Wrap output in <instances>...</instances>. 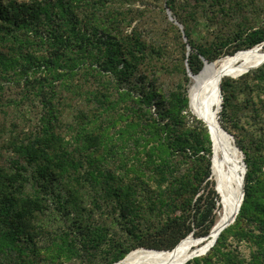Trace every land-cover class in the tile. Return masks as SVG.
<instances>
[{
    "label": "trees",
    "instance_id": "trees-1",
    "mask_svg": "<svg viewBox=\"0 0 264 264\" xmlns=\"http://www.w3.org/2000/svg\"><path fill=\"white\" fill-rule=\"evenodd\" d=\"M124 2L0 0V264H96L99 254L112 264L138 247L172 250L219 221L209 131L200 118L188 125L180 83H157L151 63L162 60L165 36L146 38L138 21L151 5ZM165 7L191 48L183 72L197 74L220 56L218 44L196 43L193 14L179 15L175 0ZM237 35L228 55L264 52L251 48L264 44V19ZM240 147L247 169L235 220L185 264H264V160Z\"/></svg>",
    "mask_w": 264,
    "mask_h": 264
},
{
    "label": "rangeland",
    "instance_id": "rangeland-1",
    "mask_svg": "<svg viewBox=\"0 0 264 264\" xmlns=\"http://www.w3.org/2000/svg\"><path fill=\"white\" fill-rule=\"evenodd\" d=\"M18 1L29 2L31 0ZM124 1L125 5L140 8L144 3H148L151 5L150 7L152 8V10H150V14H141L143 15L141 19L138 20L140 18L139 16L136 20L141 23L140 28H142L146 38H150L149 36L151 35L153 29L155 30L154 32L161 29L163 30V34L165 36L161 41V44L164 43V45L162 46L163 58L161 61H155L154 63H151L153 68L158 71L157 83L160 87L163 88L174 87L178 83H180L183 88L186 89L187 95L189 96V89L193 82V78L190 75L188 76L187 72L186 74H184L183 70L187 65L186 57L188 53H190L191 48L189 44H187L185 47L182 45V43L187 41V38L185 36L182 35V38L178 37V33L183 32V25L180 24V27L177 26L179 31H175L174 27L172 26L173 22L171 21L168 14V11L170 12V14L171 11L165 7V0ZM196 1L197 0H175V3L177 4L179 15H183L185 10L190 11L191 14H193V16L190 18L188 31L191 38L196 43L209 44L211 42L218 44L217 50L220 52V56L212 61L206 60L208 63H214L223 57L225 58L227 56H233L228 55L227 50H231L234 47V44H236V42L238 41L239 36L237 35V33L251 27L259 26L264 19V0H223L221 4H217L215 6L212 5L211 0H198L202 2L200 3V7H197L196 4L194 5V2ZM157 4H159L161 8H163V10L160 9V7L157 8ZM171 17L173 21H177L176 16H173L172 14ZM226 38H232L230 45L220 46L219 44ZM159 39L160 37H158V40ZM263 45L264 44L256 45L251 48H258L264 51ZM251 48H246L244 50H248ZM215 66L216 64H211L209 67L214 68ZM263 66L264 62L238 76H227L221 79V83L227 80L230 84L225 85V87L228 88V93L232 91V97L230 96L231 102L228 107L227 114H221L222 103L220 111L218 112L217 110L219 105L218 90L213 96L212 107L214 114L217 116V118L219 117L218 120L221 126L224 124L225 128L227 129L225 130L231 135L232 138L228 135H226V137L233 141L241 151L240 153L242 157L239 158V162H242V159L244 161L245 158V154L241 150L240 146H242L245 151H247L252 157H260L264 160V80L256 78V71ZM189 73L192 72L190 71ZM185 76L189 78L188 81L185 80ZM221 95L223 102L222 90ZM186 115L188 125L194 127L192 118H199L191 111L189 104L188 113ZM188 115H190V117ZM199 120L203 121L202 119ZM1 121L2 114H0V122ZM204 125L206 126L208 131L209 129L205 122ZM226 151L229 150L226 149ZM238 166L240 167L239 163ZM246 169L247 168H245V170ZM231 171L232 168H226L227 176H229ZM211 180L214 181V188L218 190L217 193L219 192L220 195V190L216 184V181L212 177ZM261 184L264 185V174L261 175ZM204 185L205 182H203L201 186V191H203ZM190 234L193 235V238L195 240L196 238H200L194 236L193 233ZM204 241L206 242V240ZM139 248L143 247H138L133 250ZM243 249L246 250V253H248V249ZM97 257L98 260L96 264H106L109 260V257L104 254H99ZM42 264L48 263L45 261ZM65 264H84V260L80 258H73L72 260L65 262Z\"/></svg>",
    "mask_w": 264,
    "mask_h": 264
},
{
    "label": "bare ground",
    "instance_id": "bare-ground-1",
    "mask_svg": "<svg viewBox=\"0 0 264 264\" xmlns=\"http://www.w3.org/2000/svg\"><path fill=\"white\" fill-rule=\"evenodd\" d=\"M216 62H214L216 63L214 68L209 67L214 63L205 64L198 74L192 75L193 82L188 96L191 111L208 126L212 144L211 177L214 178L220 190V205L222 206L219 221L215 223V230L212 233L232 221L234 215L237 214L243 172L242 162H240V167L238 166L239 158L242 155L236 149L233 141L226 137L227 134L225 135L220 128L218 118L213 112V96L218 90L222 78L238 76L260 65L264 62V52H245L227 56ZM227 167L232 168L237 184H233L228 178ZM213 237L214 234L205 239L206 242L203 241L198 249H194L197 240L190 235L183 238L172 250L139 248L130 251L124 258L112 264H184L197 253H202L206 247L203 245Z\"/></svg>",
    "mask_w": 264,
    "mask_h": 264
},
{
    "label": "water",
    "instance_id": "water-1",
    "mask_svg": "<svg viewBox=\"0 0 264 264\" xmlns=\"http://www.w3.org/2000/svg\"><path fill=\"white\" fill-rule=\"evenodd\" d=\"M168 14H169V17H170V19L172 20V17H171V14H170V12L168 11ZM176 24H179L177 21H174ZM179 26H181L180 24H179ZM259 47H261V46H259ZM205 64H210V63H208L206 60H204V65ZM262 64V63H261ZM203 65V66H204ZM189 75L190 76H192L193 74L192 73H189ZM218 92H219V109H218V112L220 111V109H221V103H222V95H221V86L219 85V88H218ZM219 118V117H218ZM218 123H219V125H220V128L222 129V131L225 133V134H227L228 136H230L231 137V135L221 126V124H220V122H219V120H218ZM232 138V137H231ZM236 149H238V151L239 152H241L240 151V149L236 146ZM242 164H243V172H242V179H241V181H242V183H241V195H240V203L239 204H241V202L243 201V198H244V176H245V168H246V164H245V162L244 161H242ZM216 190V189H215ZM240 206V205H239ZM235 217H236V215H234V217H233V219H232V221H230V222H228L226 225H224L223 227H221L220 229H218L215 233H212V232H214V230H215V224H214V226L212 227V229L210 230V232H209V234L208 235H206V236H203V237H200V238H196V240H197V242L199 243V242H202V241H204L205 239H207L209 236H211V235H213L214 234V237L211 239V240H209L207 243H205L203 246H206L205 247V250L204 251H202V253H197L196 255H194V257H196V256H200V255H203V254H205L213 245H214V243H215V241H216V239H217V237L219 236V234H220V232L224 229V228H226L229 224H231L232 222H234V220H235ZM190 236H193L192 234H189ZM188 235V236H189ZM193 258V257H192ZM188 260H190V259H188ZM187 260V261H188ZM186 261V262H187ZM185 262V263H186ZM184 263V264H185Z\"/></svg>",
    "mask_w": 264,
    "mask_h": 264
}]
</instances>
